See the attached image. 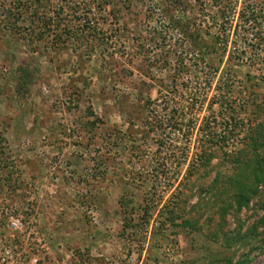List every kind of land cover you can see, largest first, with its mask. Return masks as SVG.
Returning a JSON list of instances; mask_svg holds the SVG:
<instances>
[{
    "label": "rangeland",
    "instance_id": "1",
    "mask_svg": "<svg viewBox=\"0 0 264 264\" xmlns=\"http://www.w3.org/2000/svg\"><path fill=\"white\" fill-rule=\"evenodd\" d=\"M245 258L264 264V0H0V264Z\"/></svg>",
    "mask_w": 264,
    "mask_h": 264
},
{
    "label": "trees",
    "instance_id": "2",
    "mask_svg": "<svg viewBox=\"0 0 264 264\" xmlns=\"http://www.w3.org/2000/svg\"><path fill=\"white\" fill-rule=\"evenodd\" d=\"M92 1H96V3L98 4V5H103V4H105L106 3V1H108V0H92ZM176 25H172V27L173 28H175V29H178V31L179 32H181L182 33V36H183V38H182V41H183V44L186 42L187 43V48L185 49V50H187V52H191L192 54L193 53H195V51H197L199 54H200V56L201 57H199V64L201 63L202 65H205L206 64V62H207V64H208V66L210 65V63L208 62V61H204L205 59H207L206 57L209 55V53L211 54V51H209V49L208 48H210V47H206L204 44V42L201 40V37H199V35H198V33H194V32H191V31H189L188 30V25L185 23V24H179V21H176V23H175ZM181 26V27H180ZM184 46V45H183ZM212 49V53L213 52H216V53H218V55L217 56H221L224 52H225V48L224 47H222V48H218L217 50L214 48V47H212L211 48ZM216 56V57H217ZM209 59V58H208ZM184 61V60H183ZM183 61H181L180 63H181V67H180V65H179V68H178V70H180V69H185V70H188L185 66H183V64H182V62ZM209 61L211 62L212 60L211 59H209ZM179 63V64H180ZM199 68H201V67H199ZM200 70V69H199ZM199 72H201V71H199ZM148 104V103H147ZM148 105H150V104H148ZM171 112H172V116L174 115V114H176V115H178L179 114V112H178V110L175 108V109H172L171 110ZM170 118V117H169ZM170 119H167V122H170L169 121ZM165 124H170V123H165ZM173 124V123H172ZM177 124V123H176ZM176 124H174V125H176ZM177 126V125H176ZM207 159H205V158H203V159H201V162H204V161H206ZM247 262V258H245V259H241L240 261H239V263L240 264H245Z\"/></svg>",
    "mask_w": 264,
    "mask_h": 264
}]
</instances>
